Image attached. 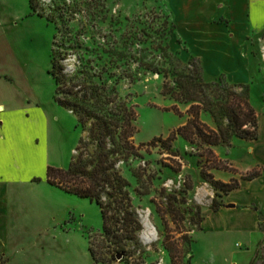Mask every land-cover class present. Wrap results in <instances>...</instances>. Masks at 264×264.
I'll return each mask as SVG.
<instances>
[{"label":"rangeland","instance_id":"1","mask_svg":"<svg viewBox=\"0 0 264 264\" xmlns=\"http://www.w3.org/2000/svg\"><path fill=\"white\" fill-rule=\"evenodd\" d=\"M36 1L42 17L37 14L27 16L28 0H0V72L5 69L11 74L21 102L26 97L32 102V110L23 124L24 136H33L34 142L38 141L42 150L48 151L50 165L67 169L72 157L77 155L76 147L81 137L90 142V151L95 150V144L90 141L88 132L78 126L77 116L55 100V84L48 73L52 41L57 52L65 53L66 72L72 75L79 67L77 55L86 52V48L99 49L105 40L111 39L110 36L119 39L126 17L138 18L157 31L167 27V23L169 28L174 23L168 15L165 0ZM118 21L121 24H117ZM175 31L174 27L171 34L163 37L164 43H168L170 51L183 62L195 57V63H198V57L188 56L185 42L176 36ZM176 43L180 48L178 51L174 47ZM150 46L147 41L137 47ZM130 71L135 78L123 79L117 87L120 96L137 112L135 145L148 143L155 137L166 138L186 122L189 104L176 103L162 94L161 75L138 69L134 64L130 65ZM203 75L206 81L215 78L205 72ZM175 104L182 115L172 109ZM201 120L216 127L207 112L201 113ZM171 151L177 155H172ZM139 152L141 156L124 158L117 164L121 175L129 182L133 210L142 225L136 233V240L126 241L131 253H121L118 258L120 252H112L111 243L102 241V218L94 201L56 188L42 200L35 197L31 208L40 209L44 215L42 224L48 227L50 235L58 236L56 239L61 250L56 254L39 249H29L25 253L11 249L13 264H170L163 239L169 234L171 241H177L185 233L192 239L190 251L185 255L187 261L192 254L187 264H217L213 263L217 252L224 257L223 251L229 252L230 244L241 241V237L232 239L233 234L225 236L213 233L207 227L203 229L204 214L210 211L212 199H218L221 204L225 193L216 190L201 176L199 160L203 161V158L194 154L198 150L177 136L170 150L157 143L156 146L144 145ZM41 164L32 167L37 175L43 172ZM177 167L178 171L175 170ZM136 170L142 173L140 180L133 174ZM216 170L211 168L208 172L219 179ZM187 178L191 180L192 188L183 192ZM177 193L180 200L174 204L183 217L182 221L178 216L176 221L173 220L168 213L163 217L157 211V207L165 209L168 201L173 200L171 196ZM196 206L200 207V217L194 214ZM214 219L212 215L207 216V226L211 227ZM89 233L93 236L95 251L103 255L106 262L92 260L88 252ZM256 242L253 240L252 246ZM237 246L244 248L241 244ZM178 248H181L180 244ZM249 256L250 253H243L242 261L246 262ZM223 261L219 263L226 264ZM249 264H264V244L258 245Z\"/></svg>","mask_w":264,"mask_h":264},{"label":"trees","instance_id":"2","mask_svg":"<svg viewBox=\"0 0 264 264\" xmlns=\"http://www.w3.org/2000/svg\"><path fill=\"white\" fill-rule=\"evenodd\" d=\"M29 7L31 14L43 16L37 9L36 0H29ZM125 19L119 39L110 36L111 39L105 40L99 49L86 48V52L77 55L79 67L72 75L66 72L65 53L57 52L52 41L48 71L55 84V100L77 116L78 126L88 132L95 150L90 151V142L81 137L76 147L77 155L72 157L68 168L49 165L46 179L51 185L98 205L102 218V241L111 243L112 252L120 254L132 252L127 249L126 241H135L136 233L142 228L133 210L129 182L117 168L121 159L141 156L139 149L144 145L156 146L160 143L170 150L173 141L180 136L198 150L195 155L203 158V161L199 160L201 176L216 190L226 194L239 187L240 179L223 182L208 172L211 168L235 171L230 164L215 156L213 147L231 145L233 136L248 140L258 136V116L249 100L248 85L231 83L223 74L206 81L200 60L195 63L197 59L193 57L183 62L170 51L168 43H164L163 37L172 33L174 24L171 23L169 28L167 23V27L157 31L138 18ZM147 41L151 44L150 48L137 47ZM132 64L138 69L161 75L162 94L176 103L189 104L184 124L166 138L155 137L137 146L133 141L138 131L137 112L120 96L117 87L121 80L135 78L130 71ZM172 109L182 115L176 104ZM202 112L211 115L215 128L201 120ZM171 152L177 155L175 151ZM175 170L178 171L179 167ZM133 174L137 180L141 179L142 173L138 170ZM259 174L260 171L255 170L242 174L240 178L252 179ZM184 185L183 192L191 189V180L187 178ZM216 195L222 197L218 192ZM177 196L178 193L171 196L173 200L168 201L165 209L157 207L161 216L168 213L175 221L177 216L180 221L183 220L174 204V201L180 200ZM220 205L218 199H212L213 211H217ZM200 213V207L196 206L194 214L200 217ZM171 239L169 234L163 239L170 264L189 263L192 254L187 261L185 255L190 251L191 237L185 233L177 241ZM89 253L94 262H106L105 257L95 251L90 233Z\"/></svg>","mask_w":264,"mask_h":264},{"label":"crops","instance_id":"3","mask_svg":"<svg viewBox=\"0 0 264 264\" xmlns=\"http://www.w3.org/2000/svg\"><path fill=\"white\" fill-rule=\"evenodd\" d=\"M165 2L168 15L175 24L176 36L185 42L188 56L200 59L205 74L210 78L223 74L231 83L249 86V100L258 116V136L252 140L233 136L231 145L213 147L218 159L235 169L234 172L218 169L217 177L229 182L238 175L240 185L223 195L217 211H205L203 221V229L207 227L219 235L233 234L232 239L241 237V241L230 244L229 252L223 251L224 257L217 252L213 263L220 264L224 259L226 264H249L255 249L264 244V0ZM28 10L27 16L36 15L31 14L29 0ZM174 47L180 50L177 43ZM31 110L32 102L27 97L22 102L19 100L16 82L7 70H2L0 264H13L11 249L24 253L39 249L56 254L61 250L56 239L58 236L50 235L48 227L42 224L44 215L40 209L31 208L35 197L42 200L58 188L51 185L44 174L51 164L48 151H43L33 136H24L23 124ZM39 162L43 172L37 175L32 167ZM255 170L260 171L258 176L240 178L242 174ZM211 215L215 219L209 227L206 219ZM253 240L257 241L255 246L251 244ZM243 253L251 254L248 262L242 261Z\"/></svg>","mask_w":264,"mask_h":264},{"label":"water","instance_id":"4","mask_svg":"<svg viewBox=\"0 0 264 264\" xmlns=\"http://www.w3.org/2000/svg\"><path fill=\"white\" fill-rule=\"evenodd\" d=\"M121 254H118L117 257L120 258Z\"/></svg>","mask_w":264,"mask_h":264}]
</instances>
